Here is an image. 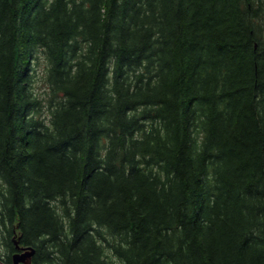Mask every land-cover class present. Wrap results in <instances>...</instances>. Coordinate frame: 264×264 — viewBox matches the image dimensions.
<instances>
[{
  "label": "trees",
  "instance_id": "obj_1",
  "mask_svg": "<svg viewBox=\"0 0 264 264\" xmlns=\"http://www.w3.org/2000/svg\"><path fill=\"white\" fill-rule=\"evenodd\" d=\"M264 264V0H0V264Z\"/></svg>",
  "mask_w": 264,
  "mask_h": 264
},
{
  "label": "water",
  "instance_id": "obj_2",
  "mask_svg": "<svg viewBox=\"0 0 264 264\" xmlns=\"http://www.w3.org/2000/svg\"><path fill=\"white\" fill-rule=\"evenodd\" d=\"M17 251L12 255V264H31L32 256L35 253V248L33 246H21L17 241H15ZM1 264H7L2 261Z\"/></svg>",
  "mask_w": 264,
  "mask_h": 264
}]
</instances>
